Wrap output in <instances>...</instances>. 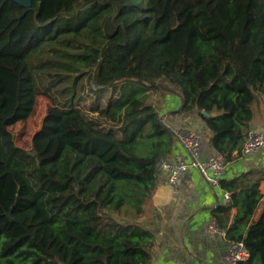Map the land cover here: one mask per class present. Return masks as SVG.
Listing matches in <instances>:
<instances>
[{"label":"trees","instance_id":"1","mask_svg":"<svg viewBox=\"0 0 264 264\" xmlns=\"http://www.w3.org/2000/svg\"><path fill=\"white\" fill-rule=\"evenodd\" d=\"M166 94L234 161L264 101V0H0V264H149L138 219L177 142ZM38 96L61 139L46 161L10 130ZM260 180L219 181L212 218L248 249L238 264H264Z\"/></svg>","mask_w":264,"mask_h":264},{"label":"crops","instance_id":"2","mask_svg":"<svg viewBox=\"0 0 264 264\" xmlns=\"http://www.w3.org/2000/svg\"><path fill=\"white\" fill-rule=\"evenodd\" d=\"M178 105V97L166 99L160 110L162 120L169 127L183 125L194 129L200 137L198 159L205 160L214 153L208 141V130L194 116L173 114ZM253 108L252 128L264 132V101L259 99ZM173 154L187 158L178 142ZM241 173L261 178L259 190L262 198L254 215L257 219L264 207V148L228 162L224 177ZM164 177L160 172L161 181L151 192L138 219L152 232L149 264H227L225 255L229 242L225 236L207 231V225L213 219L212 210L223 202L222 191L210 186L196 168H189L174 186L166 184ZM235 211L232 209L231 214Z\"/></svg>","mask_w":264,"mask_h":264},{"label":"built area","instance_id":"3","mask_svg":"<svg viewBox=\"0 0 264 264\" xmlns=\"http://www.w3.org/2000/svg\"><path fill=\"white\" fill-rule=\"evenodd\" d=\"M170 128L177 142L186 152L187 158L173 154L170 158H163L158 162L159 172L165 175V183L174 186L177 179L183 176L189 168H196L210 186L222 191L223 202H229L230 192L221 189L219 184L220 179L225 176L228 166L224 156L214 152L205 160H199L200 137L198 133L183 125L170 126ZM262 148H264V132L252 128L248 132L239 154L240 156L251 155ZM207 231L225 236L224 229H221L214 219L208 223ZM225 258L227 264H238L249 258V251L242 241L229 242Z\"/></svg>","mask_w":264,"mask_h":264},{"label":"rangeland","instance_id":"4","mask_svg":"<svg viewBox=\"0 0 264 264\" xmlns=\"http://www.w3.org/2000/svg\"><path fill=\"white\" fill-rule=\"evenodd\" d=\"M169 97L168 94L165 95L161 101L162 105H165ZM175 97L171 96V99ZM55 115L54 104L46 97L38 96L32 114L26 120L10 127L16 144L26 150L34 151L42 161L53 158L61 145L54 123ZM258 128L263 129V127Z\"/></svg>","mask_w":264,"mask_h":264},{"label":"water","instance_id":"5","mask_svg":"<svg viewBox=\"0 0 264 264\" xmlns=\"http://www.w3.org/2000/svg\"><path fill=\"white\" fill-rule=\"evenodd\" d=\"M13 1L18 2L19 4H21L23 6H28V5H30L31 0H13Z\"/></svg>","mask_w":264,"mask_h":264}]
</instances>
